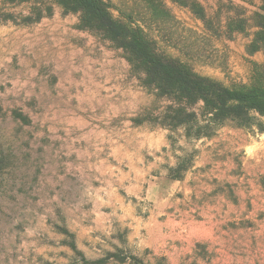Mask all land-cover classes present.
Wrapping results in <instances>:
<instances>
[{
	"label": "rangeland",
	"instance_id": "1",
	"mask_svg": "<svg viewBox=\"0 0 264 264\" xmlns=\"http://www.w3.org/2000/svg\"><path fill=\"white\" fill-rule=\"evenodd\" d=\"M197 1L215 31L162 0L180 26L154 28L158 45L199 75L247 82L264 53L224 23L263 0ZM32 6L0 0V264H264V134L227 124L194 139L148 122L167 102L122 51L54 4L22 24ZM90 146L99 174L110 164L133 187L83 188Z\"/></svg>",
	"mask_w": 264,
	"mask_h": 264
},
{
	"label": "trees",
	"instance_id": "2",
	"mask_svg": "<svg viewBox=\"0 0 264 264\" xmlns=\"http://www.w3.org/2000/svg\"><path fill=\"white\" fill-rule=\"evenodd\" d=\"M4 1L33 4L31 15L21 21L26 25L43 18V11L50 15L54 4L64 14L77 15L79 29L122 51L140 85L158 100L167 102L159 114L150 111L145 115L148 122L171 133L182 128L194 139L211 137L227 124L242 129L255 128L264 134V63L252 62L244 83L225 84L197 74L187 52H183L184 57L173 56L156 41L154 28L166 37L167 27L177 29L180 26L162 0ZM174 2L188 7L206 30L215 31L197 0ZM224 25L228 38L235 32L247 36L250 30L253 31L248 36L251 39L246 45V53L249 56L264 53V0L249 16L241 7L237 17L228 18Z\"/></svg>",
	"mask_w": 264,
	"mask_h": 264
},
{
	"label": "crops",
	"instance_id": "3",
	"mask_svg": "<svg viewBox=\"0 0 264 264\" xmlns=\"http://www.w3.org/2000/svg\"><path fill=\"white\" fill-rule=\"evenodd\" d=\"M90 93H92V95H93L94 91L91 90ZM106 113H108V108L106 110ZM92 143L93 142H92L91 138H89L88 144L92 145ZM113 154L115 156L117 155L116 152H114ZM83 155H84V157H86V160L89 162L86 169H89V171H90L89 174H86V178L84 179V182H83V188H88L89 191H91L92 188H102V189L112 188V189H115V188H118V186H124L125 187V183L127 181L130 184V186H128L127 188L133 187V177H131L130 174L128 176L126 174H122L121 176H119V183H117V181H116L117 175H116L114 170L112 172H110L111 169L114 168L110 164H107L105 166L109 171L108 173L105 172L104 174H99V172H97V165H96L98 162L96 160L98 158V156L92 151L91 146L89 148H86ZM115 156H114V158H115ZM127 177H128V180H127Z\"/></svg>",
	"mask_w": 264,
	"mask_h": 264
}]
</instances>
